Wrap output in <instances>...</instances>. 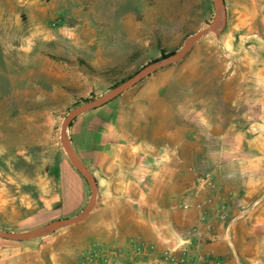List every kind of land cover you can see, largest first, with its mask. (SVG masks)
Wrapping results in <instances>:
<instances>
[{
	"label": "rangeland",
	"instance_id": "374dc122",
	"mask_svg": "<svg viewBox=\"0 0 264 264\" xmlns=\"http://www.w3.org/2000/svg\"><path fill=\"white\" fill-rule=\"evenodd\" d=\"M222 4L216 34L204 35L179 62L131 91L203 100L212 108L215 99L264 98V0ZM214 17L212 0H0V231L27 232L82 213L91 199L82 176L85 197L77 212L55 218L42 208L55 192L51 179L60 160L71 165L61 141L65 119L174 55ZM112 68L114 74L106 73ZM247 109L241 105L240 113Z\"/></svg>",
	"mask_w": 264,
	"mask_h": 264
},
{
	"label": "crops",
	"instance_id": "0c3cea01",
	"mask_svg": "<svg viewBox=\"0 0 264 264\" xmlns=\"http://www.w3.org/2000/svg\"><path fill=\"white\" fill-rule=\"evenodd\" d=\"M131 89L80 114L67 129L74 156L97 186L91 213L41 240L0 237V264H80L78 252L92 243L121 249V264H153L132 255L137 242L156 250L183 246L223 264H264V98L215 99L212 108ZM204 171L223 188L206 223L192 193ZM53 174L55 192L43 210L55 218L77 212L83 177L63 158ZM221 202L226 222L217 219ZM193 228L201 238L183 245V233Z\"/></svg>",
	"mask_w": 264,
	"mask_h": 264
},
{
	"label": "water",
	"instance_id": "95a60500",
	"mask_svg": "<svg viewBox=\"0 0 264 264\" xmlns=\"http://www.w3.org/2000/svg\"><path fill=\"white\" fill-rule=\"evenodd\" d=\"M214 9H215V17L213 21L208 24L204 29L201 31L195 33L194 35L188 37V39L185 41L183 47L176 52L174 55L170 56L167 59H164L162 61L154 62L152 64L147 65L146 67L142 68L138 73L133 75L131 78L127 79L123 83H121L116 88L112 89L110 92L106 93L104 96L92 101L88 102L86 104L80 105L77 108L73 109L69 116L65 119L63 122L62 128H61V141L64 148V151L68 157L69 162L73 166V168L83 177V179L88 183L90 190H91V199L87 207L84 209L82 213H80L75 218L70 219H63V220H54L49 223H47L44 226L29 230L27 232H15V233H9V232H2L0 231V237L4 239H9L13 241H26L30 239L37 238L39 236H42L44 234H47L49 232L59 230L61 228L72 226L77 223H80L84 219L87 218V216L91 213V210L95 204V200L97 197V186L95 184V181L93 177L90 175V173L80 164V162L76 159L74 156L70 143L68 141L67 135L65 134L66 130L68 129L70 123L78 117L80 114L85 113L87 111H90L92 109H95L97 107H100L109 101L113 100L114 98L121 95L124 91L131 88L136 82L141 80L143 77L149 75L155 70L161 69L165 66L174 64L179 62L185 54L192 48V46L204 35L208 33H217L220 25H222L221 20V8L223 6L222 0H212Z\"/></svg>",
	"mask_w": 264,
	"mask_h": 264
},
{
	"label": "built area",
	"instance_id": "2783aa9c",
	"mask_svg": "<svg viewBox=\"0 0 264 264\" xmlns=\"http://www.w3.org/2000/svg\"><path fill=\"white\" fill-rule=\"evenodd\" d=\"M192 193L199 198V200L196 198L197 201L195 202V207L201 212L199 219L206 223L210 209L216 201L221 200L223 188L212 172L204 171L197 175ZM188 207V205H184V208ZM217 208H219L217 219L221 222H226L225 204L221 202ZM199 238H201V235L196 229L187 230L182 235V244L185 245ZM122 252L121 249L111 248L100 243H92L78 254V261L80 264H121L120 257ZM131 253L133 256H146L151 259L153 264H223L218 259L211 260L194 257L183 246L180 249L156 250L151 246L137 242L133 245Z\"/></svg>",
	"mask_w": 264,
	"mask_h": 264
},
{
	"label": "trees",
	"instance_id": "16d2710c",
	"mask_svg": "<svg viewBox=\"0 0 264 264\" xmlns=\"http://www.w3.org/2000/svg\"><path fill=\"white\" fill-rule=\"evenodd\" d=\"M161 52L163 53V56H164V57L169 56V55H165L164 51H161ZM172 53H173V52L168 53V54L171 55ZM137 55H138V53H134L133 55H131V56L129 57V59H132V58H134V57L137 56ZM80 62H81V64H83L84 66H86L87 69H89L90 71H92V69H91L88 65H86L82 60H80ZM115 71H116V68H112V69H108V70L106 71V73H109V74L112 73V74H114ZM93 72H95V71H93ZM125 80H127V79H123V80H121L120 82L114 84L113 88L116 87V86H119V85H120L121 83H123Z\"/></svg>",
	"mask_w": 264,
	"mask_h": 264
}]
</instances>
